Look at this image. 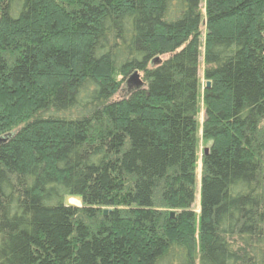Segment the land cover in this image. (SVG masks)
I'll return each instance as SVG.
<instances>
[{"label":"trees","instance_id":"1","mask_svg":"<svg viewBox=\"0 0 264 264\" xmlns=\"http://www.w3.org/2000/svg\"><path fill=\"white\" fill-rule=\"evenodd\" d=\"M0 139V264H264V0H0Z\"/></svg>","mask_w":264,"mask_h":264},{"label":"rangeland","instance_id":"2","mask_svg":"<svg viewBox=\"0 0 264 264\" xmlns=\"http://www.w3.org/2000/svg\"><path fill=\"white\" fill-rule=\"evenodd\" d=\"M201 7H203V0H201ZM203 12V10H201ZM203 32V27H201ZM200 55H199V64H198V110L199 113L197 115V130H196V152H197V160H196V168H195V191H194V203L192 205V208L195 212H198L199 207V180L201 176V157L204 152V149L209 146V142L203 141L201 136V124L203 120V104H202V92L204 87H206V82L203 78V34L201 35L200 39V47H199ZM123 87L117 92V97H123L125 96L132 88H129L127 86V83L125 82ZM73 205L79 207L81 205V202H73Z\"/></svg>","mask_w":264,"mask_h":264},{"label":"water","instance_id":"3","mask_svg":"<svg viewBox=\"0 0 264 264\" xmlns=\"http://www.w3.org/2000/svg\"><path fill=\"white\" fill-rule=\"evenodd\" d=\"M126 83H127V86L129 87V88H132L133 90H137V89H139V88H141L142 87V81L140 80V78H139V75L137 74V73H133L128 79H127V81H126ZM210 87V82L209 81H207L206 82V88H209ZM0 141H1V139H0ZM207 148H205L204 149V153H207ZM71 198H73V199H75V200H77L78 202H81V198L80 197H77V196H65L64 197V200H63V203H64V205L65 206H68V207H75V205H73L72 203H70L69 202V199H71ZM108 209H105L104 211H103V214L104 215H106L107 213H108ZM173 215V212L171 213V216Z\"/></svg>","mask_w":264,"mask_h":264},{"label":"bare ground","instance_id":"4","mask_svg":"<svg viewBox=\"0 0 264 264\" xmlns=\"http://www.w3.org/2000/svg\"><path fill=\"white\" fill-rule=\"evenodd\" d=\"M69 202L73 204V202H78V201L73 199V198H71V199H69Z\"/></svg>","mask_w":264,"mask_h":264}]
</instances>
